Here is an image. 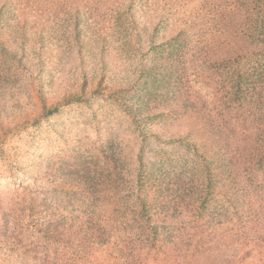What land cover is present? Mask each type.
I'll return each instance as SVG.
<instances>
[{"label": "rangeland", "instance_id": "1", "mask_svg": "<svg viewBox=\"0 0 264 264\" xmlns=\"http://www.w3.org/2000/svg\"><path fill=\"white\" fill-rule=\"evenodd\" d=\"M0 264H264V0H0Z\"/></svg>", "mask_w": 264, "mask_h": 264}]
</instances>
